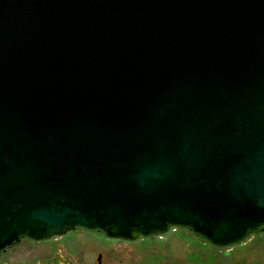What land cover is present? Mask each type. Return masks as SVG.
I'll list each match as a JSON object with an SVG mask.
<instances>
[{"label":"water","instance_id":"1","mask_svg":"<svg viewBox=\"0 0 264 264\" xmlns=\"http://www.w3.org/2000/svg\"><path fill=\"white\" fill-rule=\"evenodd\" d=\"M169 226L264 227V0H0V252Z\"/></svg>","mask_w":264,"mask_h":264},{"label":"rangeland","instance_id":"2","mask_svg":"<svg viewBox=\"0 0 264 264\" xmlns=\"http://www.w3.org/2000/svg\"><path fill=\"white\" fill-rule=\"evenodd\" d=\"M133 239H109L103 231L85 228L41 241L23 237L0 254V264L50 260L57 247L62 252H72L75 264H96L99 253L102 264H194L191 258L197 264H259L255 261L257 258L264 261L263 232L246 235L236 243L221 247L180 226L170 227L159 235H138Z\"/></svg>","mask_w":264,"mask_h":264},{"label":"flooded vegetation","instance_id":"3","mask_svg":"<svg viewBox=\"0 0 264 264\" xmlns=\"http://www.w3.org/2000/svg\"><path fill=\"white\" fill-rule=\"evenodd\" d=\"M77 228H82V227H76V228H74V229H77ZM73 229V230H74ZM84 229V228H83ZM94 231H97V232H100L101 230H97V229H95ZM69 232V231H68ZM67 232V233H68ZM67 233H65V234H62V235H66ZM62 235H56V236H52V237H60V236H62ZM23 237H27V238H29V239H31V240H36V239H33V238H30V237H28V236H21L20 237V239L19 240H21V238H23ZM52 237H50V238H47V239H51ZM136 237H138V235L136 236ZM136 237H134V238H136ZM107 238H109V239H121V238H114V237H109V236H107ZM47 239H41V240H47ZM18 240V241H19ZM41 240H36V241H41ZM122 240H126V241H129V240H132V239H122ZM134 240V239H133ZM18 241H16V242H14L12 245H10V246H8V247H6L3 251H1L0 252V254L1 253H3V252H5L9 247H11V246H13L15 243H17ZM78 242V241H77ZM79 243L80 242H78V245H79ZM64 245V244H63ZM55 256H53L50 260H42V261H44V262H48V261H50L51 263L50 264H75V262H74V260H73V258H75V256H74V254L72 253V252H62V249L59 247H57V249L55 248ZM98 255H101L100 253L98 254ZM97 255V256H98ZM97 259V258H96ZM42 261H36L35 263H38V262H42ZM185 263V262H184ZM34 264V263H33ZM100 264H102V255H101V260H100Z\"/></svg>","mask_w":264,"mask_h":264},{"label":"trees","instance_id":"4","mask_svg":"<svg viewBox=\"0 0 264 264\" xmlns=\"http://www.w3.org/2000/svg\"><path fill=\"white\" fill-rule=\"evenodd\" d=\"M170 227H175V226H169V228ZM180 227H182V226H180ZM183 228H188V227H183ZM188 229H190V228H188ZM191 230V229H190ZM193 231V230H192ZM259 232H263L264 233V227H261V228H259V229H256V230H254V231H248L247 233H246V235H249V234H258ZM195 233V232H194ZM196 235H198L197 233H195ZM245 235V236H246ZM149 236H153V235H149ZM200 238H202V239H204L202 236H200V235H198ZM205 240V239H204ZM207 243H209V244H213V243H210V242H208L207 240H205ZM239 241V240H238ZM237 242V241H236ZM236 242H233V243H236ZM233 243H230V244H233ZM213 245H215V246H218V247H221V245H216V244H213ZM227 245H229V244H227ZM190 261H192V262H194V264H197L196 263V261L193 259V258H191L190 259ZM256 263H261V262H264L261 258H257L256 260ZM51 262L50 261H48V262H44V261H42V262H38V263H34V264H50Z\"/></svg>","mask_w":264,"mask_h":264}]
</instances>
